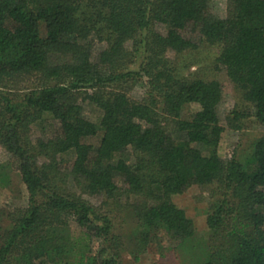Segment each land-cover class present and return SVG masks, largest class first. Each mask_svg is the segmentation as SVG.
I'll return each instance as SVG.
<instances>
[{
    "label": "trees",
    "instance_id": "trees-1",
    "mask_svg": "<svg viewBox=\"0 0 264 264\" xmlns=\"http://www.w3.org/2000/svg\"><path fill=\"white\" fill-rule=\"evenodd\" d=\"M205 44L220 47L247 105L230 127L246 117L264 127V0H227L225 16L214 0H0V190L10 170L28 193L25 207L0 208V264H122L113 220L83 195L134 215L137 262L161 230L177 244L195 236L173 201L194 185L221 196L202 264H264V133L222 158L223 84L183 77L169 57ZM137 85L141 99L129 95ZM46 120L50 134L33 138Z\"/></svg>",
    "mask_w": 264,
    "mask_h": 264
},
{
    "label": "rangeland",
    "instance_id": "rangeland-1",
    "mask_svg": "<svg viewBox=\"0 0 264 264\" xmlns=\"http://www.w3.org/2000/svg\"><path fill=\"white\" fill-rule=\"evenodd\" d=\"M216 10L225 16L227 13V0H214ZM159 28V27H158ZM162 30V29H161ZM104 45V43L102 44ZM220 47L205 44L197 50L183 53L179 56L169 54L170 60L177 65L178 73L183 77H202L207 80H218L224 86V98L219 106L221 124L225 127L220 142L219 153L224 159L240 156L249 149L252 144L264 133V127L253 117L243 119L241 128L234 129L229 125L228 118L233 116V111H246L247 105L243 102L241 95L229 80L225 69L217 63ZM139 54L136 63L130 68L138 70L143 59ZM141 85L133 87L129 95L135 99H141L144 94ZM86 116L93 122L99 123L101 110L89 102L83 103ZM196 111V107L187 106L184 109V118H188ZM52 125L49 120L38 122L33 125V138L48 136ZM131 157V153L124 156ZM64 161L73 159V153L62 156ZM8 161V155L0 150V163ZM10 182L0 190V208L10 210L25 207L28 203V193L17 171H10ZM96 207L109 214L113 220L114 232L119 235L125 243L122 264H202L212 252V247L217 243L219 237L213 233L207 225V217L212 213L214 204L221 198L216 185L208 187L192 186L185 193L173 196V201L184 208L188 217L195 224L196 233L191 239L176 243L166 231L161 230L140 255L139 261H134L132 251L134 250L135 233L137 221L134 215L128 211L114 208L111 204H104L101 198L83 195ZM97 243L93 245L96 248Z\"/></svg>",
    "mask_w": 264,
    "mask_h": 264
}]
</instances>
